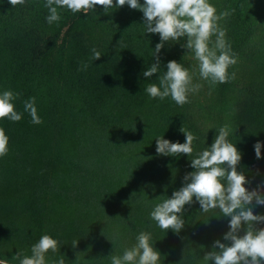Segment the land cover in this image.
<instances>
[{
    "label": "trees",
    "instance_id": "obj_1",
    "mask_svg": "<svg viewBox=\"0 0 264 264\" xmlns=\"http://www.w3.org/2000/svg\"><path fill=\"white\" fill-rule=\"evenodd\" d=\"M45 2L12 7L0 0V94H19L12 103L22 114L19 122L0 119L9 140L0 157V260L19 264L13 257L19 251L30 256L47 234L59 251H49L46 264L60 256L65 264H111L110 255H123L140 232H148L159 264H214L203 256L215 241L228 243L223 237L230 218L202 212L195 198L185 205L179 233L161 230L150 218L154 205L171 198L194 171L192 157L159 155L156 140L184 143V126L196 137L195 156L229 125L245 187L264 195V147L259 159L254 149L264 144V0L218 2L219 12L234 9L219 22L237 63L228 69V82L205 80L209 88L199 93L205 95L189 93L183 106L171 97L151 98L145 89L159 83L173 60L193 80L199 76L182 47L186 38L164 43L160 69L147 78L143 72L156 62L161 38L146 33L141 11L125 5L106 14L97 5L85 15L59 8L60 21L49 25ZM93 48L101 52L99 60L92 59ZM32 97L40 124L24 110ZM250 207L264 215V206L253 201Z\"/></svg>",
    "mask_w": 264,
    "mask_h": 264
},
{
    "label": "clouds",
    "instance_id": "obj_2",
    "mask_svg": "<svg viewBox=\"0 0 264 264\" xmlns=\"http://www.w3.org/2000/svg\"><path fill=\"white\" fill-rule=\"evenodd\" d=\"M12 7L23 5L25 0H9ZM99 5L108 14L109 9L121 8L128 5L131 9L143 13L146 33L159 34L161 43L156 44L154 58L156 62L143 72V76L151 78L160 69L159 53L165 42L179 41L186 38L182 47L189 50L198 62L199 76L212 85L226 83L229 80L228 69L235 65L237 60L231 52V46L226 40V29L219 26V21L225 20L233 10H225L217 14V9L209 0H46L44 7L48 9L46 21L49 25L58 23L61 19L59 8H66L73 14L83 12L85 15ZM215 40H212V37ZM92 59L99 60L101 52L92 49ZM86 70L88 65L85 64ZM235 79V73H232ZM202 87L193 84V76L183 64L175 60L167 63V71L159 76V83H150L145 91L151 98L164 100L167 97L180 106L188 103L189 93H196ZM19 94L5 90L0 94V119L7 118L19 122L22 114L15 110L12 103ZM24 110L31 116L33 124L42 123L35 107V97L24 103ZM186 137L184 143H173L163 137L158 138L156 151L162 156H179L185 154L190 159V166L194 171L184 176V185L172 194L156 203L150 212V218L156 222L161 230L179 233L184 228L181 218L185 205L193 203L195 198L201 206V211L208 213L218 210L229 220V231L224 235L223 243L215 241L212 251L207 252L205 262L214 261V264H264V228L256 225L264 223V215L254 214L250 205L253 201L264 206V195L261 190L249 191L245 185L246 176L237 170L241 161V153L236 145L228 139L230 126L220 127L214 142L210 147L193 156L194 134L184 126L180 129ZM8 137L0 128V157L8 152ZM264 144L257 142L254 145L257 159L261 158V148ZM261 187H264L262 185ZM159 199V198H157ZM131 218V216H130ZM244 234L240 235L242 225ZM151 233L140 232L136 243L126 248L123 255H110L111 264H159L161 254L150 243ZM79 240L72 242L73 248ZM58 241L50 235H43L31 248V255L18 252L13 259L19 264H46V254L59 251ZM0 264H8L7 260H0ZM53 264H65L63 256Z\"/></svg>",
    "mask_w": 264,
    "mask_h": 264
},
{
    "label": "rangeland",
    "instance_id": "obj_3",
    "mask_svg": "<svg viewBox=\"0 0 264 264\" xmlns=\"http://www.w3.org/2000/svg\"><path fill=\"white\" fill-rule=\"evenodd\" d=\"M211 1L216 5H214L215 6V8L216 9H218L217 10V14L219 15V1L220 0H209V2L211 3ZM212 4V3H211ZM213 5V4H212ZM219 26H220V22H219ZM221 27V26H220ZM212 39H213V41H214V37H212ZM191 59L192 60H194L195 61V63H194V66H193V69H198V67H197V61L195 60V58H194V56L191 54ZM196 76H198V75H194V78L196 77ZM195 80H197V81H195ZM193 84H200V85H202V87L199 89V92H196V94H198V95H205V92H202L201 94H199L201 91H202V89L204 90V89H206L207 90V88H209V87H207V85L205 84V80H203V79H201L200 78V76H198L196 79H194L193 80Z\"/></svg>",
    "mask_w": 264,
    "mask_h": 264
}]
</instances>
